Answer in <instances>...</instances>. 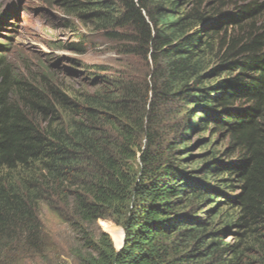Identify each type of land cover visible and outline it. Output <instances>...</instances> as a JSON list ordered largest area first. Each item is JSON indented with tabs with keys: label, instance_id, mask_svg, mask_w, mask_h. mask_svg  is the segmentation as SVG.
I'll return each instance as SVG.
<instances>
[{
	"label": "trees",
	"instance_id": "1",
	"mask_svg": "<svg viewBox=\"0 0 264 264\" xmlns=\"http://www.w3.org/2000/svg\"><path fill=\"white\" fill-rule=\"evenodd\" d=\"M59 4L144 71L85 79L0 50V264L43 252L42 202L113 218L87 264H264V0ZM184 106L227 141L195 168Z\"/></svg>",
	"mask_w": 264,
	"mask_h": 264
},
{
	"label": "rangeland",
	"instance_id": "2",
	"mask_svg": "<svg viewBox=\"0 0 264 264\" xmlns=\"http://www.w3.org/2000/svg\"><path fill=\"white\" fill-rule=\"evenodd\" d=\"M0 17V44L8 48L1 46L0 50L19 67L42 71L45 65H51L85 79L92 78L93 72L97 76H118L120 72L138 75L144 71L138 56L118 52L116 44L101 32H94L92 25L86 26L63 12L59 0H0ZM77 45L85 52L74 51ZM96 66H106L107 71L98 72ZM190 107L184 106L179 117L187 124L195 121L196 126L186 135L187 147L179 154L186 155L188 168H195L196 159L201 160L213 148L223 150L227 141L219 134L212 137L210 129H200L198 118L187 117ZM39 218L43 252L19 256L14 264H87L85 258L93 252L92 241L97 242L104 232L110 233L114 225L111 216L82 221L70 210L57 211L45 202L40 205Z\"/></svg>",
	"mask_w": 264,
	"mask_h": 264
},
{
	"label": "clouds",
	"instance_id": "3",
	"mask_svg": "<svg viewBox=\"0 0 264 264\" xmlns=\"http://www.w3.org/2000/svg\"><path fill=\"white\" fill-rule=\"evenodd\" d=\"M2 21V18L0 17V22ZM6 48H7V46H6ZM8 49V48H7Z\"/></svg>",
	"mask_w": 264,
	"mask_h": 264
}]
</instances>
